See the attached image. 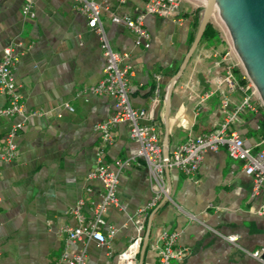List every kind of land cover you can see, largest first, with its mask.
Segmentation results:
<instances>
[{"label":"crops","instance_id":"crops-1","mask_svg":"<svg viewBox=\"0 0 264 264\" xmlns=\"http://www.w3.org/2000/svg\"><path fill=\"white\" fill-rule=\"evenodd\" d=\"M23 1L0 0V59L6 46L22 43L14 79L25 109L40 115L25 120L0 118V140L12 123L22 124L14 139L17 158L0 165V264H53L60 253L80 249L86 252V264H118L119 255L137 235L136 221L143 226L144 235L150 218L142 264H157L154 247L163 230L179 233L177 245L184 250L182 260L171 264H264L248 255L264 248V217L256 214L261 200L250 197V177L223 149L205 153L194 177L187 178L175 169L164 172L169 199H162L147 216L137 219V210L150 201L152 192L147 167L136 159L121 170L118 206L109 208L104 217L117 230L111 242L105 246L92 240L66 242L58 229L75 225L71 211L76 203L97 200L100 185L87 181L86 176L96 166L100 146L94 127L113 115V101L83 92L101 79L104 59L98 35L74 11L73 1L32 0L33 20L22 18ZM97 1L106 2L117 13L134 16L146 0ZM202 7L193 0H180L178 20L146 16L147 46L135 45L129 30L101 17L111 49L127 55L130 102L134 108L147 110L149 119L140 123H153L161 144L166 89L194 38ZM209 23L221 42L199 43L172 89L168 152L189 136L217 130L225 117L217 93L203 99L213 88L209 83L213 73L229 66L230 60L213 16ZM154 75L159 76L160 92L158 101L151 104ZM239 99L232 95L228 108ZM65 103L73 112L63 108ZM6 105L0 95V107ZM261 110L256 114L244 111L229 127L254 151L263 138ZM138 149L128 125L120 123L112 129L104 161L113 165L135 156ZM230 235L237 236L235 245L223 239Z\"/></svg>","mask_w":264,"mask_h":264},{"label":"built area","instance_id":"built-area-1","mask_svg":"<svg viewBox=\"0 0 264 264\" xmlns=\"http://www.w3.org/2000/svg\"><path fill=\"white\" fill-rule=\"evenodd\" d=\"M72 1L74 11L83 16L87 26L98 35L104 59L101 79L96 84L85 88L83 92L110 98L113 101L114 113L94 127L100 137V146L96 149V166L88 172L86 179L89 182L99 183L97 200L88 203L79 200L71 211L75 225H63L58 232L65 237L68 243L92 240L98 246H105L111 242L117 231L113 225L106 223L104 217L109 208L118 206L116 189L120 172L124 167L130 166L140 158L148 170L152 197L143 208L137 210L136 219L140 216H147L148 212L154 209L162 199H169V189L164 180L165 160L158 130L153 123H140L149 119L148 112L142 108H134L130 102L128 86L131 68L126 61L127 55L111 49L101 17L105 16L111 24L129 30L134 35L135 45L147 46L150 36L144 27L145 17L154 15L178 20L180 0H146L143 8L134 16L117 13L103 1ZM21 15L24 20L35 18L32 0L23 1ZM21 46V42L11 43L2 51L0 95L5 97L7 105L0 107V118L21 117L25 120L30 116L40 115L39 111L25 109L22 94L14 79V71L22 54L19 51ZM153 77L154 89L151 104L158 101L160 92L159 76L154 75ZM239 79L245 84H241L230 66L213 73L209 80L213 88L203 95V99H207L214 93L219 95L220 106L225 114L223 121L215 131L187 137L184 142L169 151L166 165L168 169H175L187 178L194 177L205 153L217 152L219 149L225 150L231 160L241 163L243 172L250 177V197L260 198L261 204L256 214L264 217V137L259 149L254 151L245 146L244 140L237 132L229 130L230 125L237 121L244 111L256 114L263 109L260 101L254 102L252 99L255 91L243 74ZM235 94L239 95L240 99L232 109H229L230 97ZM63 108L68 112H73V108L68 103H65ZM120 123L128 125L130 138L138 144L139 149L135 156L116 160L113 165H110L104 161V149L112 142V129ZM21 127V123H12L0 140V165L10 164L17 158L18 151L14 139ZM91 189L86 188L88 192H91ZM136 230L137 235L131 240L126 250L119 255L118 264H136V255L144 236L143 226L139 221H136ZM178 236L177 232L165 230L160 232L154 247L157 264H171L173 261L182 260L184 250L177 245ZM223 239L235 245L237 236H225ZM248 255L264 263V248L248 252ZM53 264H86V252L84 249L76 252L64 251L54 260Z\"/></svg>","mask_w":264,"mask_h":264},{"label":"water","instance_id":"water-1","mask_svg":"<svg viewBox=\"0 0 264 264\" xmlns=\"http://www.w3.org/2000/svg\"><path fill=\"white\" fill-rule=\"evenodd\" d=\"M203 6L194 38L186 51L176 74L170 79L166 89L164 112V138L162 154L165 160V174H168V112L172 89L182 75L189 60L195 52L207 24L212 16L220 26L239 66L248 83L254 89L264 109V0H193ZM166 199H164L165 201ZM163 201V202H164ZM151 218L148 221L139 248V259L136 264H142V255L148 242Z\"/></svg>","mask_w":264,"mask_h":264},{"label":"trees","instance_id":"trees-1","mask_svg":"<svg viewBox=\"0 0 264 264\" xmlns=\"http://www.w3.org/2000/svg\"><path fill=\"white\" fill-rule=\"evenodd\" d=\"M203 41H210V42H213V43H220V38H219V33L218 31L216 30V28L214 26H212L211 23H208L206 28H205V31L202 35V38L200 40L199 43H202ZM224 52L222 51L220 54H223ZM233 73L234 75L236 76V78H238V80H240L239 78V75H238V72L237 70H233ZM241 84H245L244 81H241ZM261 120L259 122V125H260V131L262 133V137H264V111L261 110Z\"/></svg>","mask_w":264,"mask_h":264},{"label":"rangeland","instance_id":"rangeland-1","mask_svg":"<svg viewBox=\"0 0 264 264\" xmlns=\"http://www.w3.org/2000/svg\"><path fill=\"white\" fill-rule=\"evenodd\" d=\"M213 19H214V17H213ZM217 24H218V23H217ZM219 28H220V26H219ZM220 32H221V38L223 39V41L226 42V44H224V45H225L226 50L228 51L229 56H230V60H229V64H228V65H229L233 70H237L238 75L243 74L242 71H241V69H240V66H239V64H238V62H237V60H236V58H235V56H234V54H233V52H232V50H231L229 44H228V42H227V40H226V38H225V36H224L222 30H221V28H220ZM252 99L254 100V102H258V101H259V99H258L256 93H255L254 95H252Z\"/></svg>","mask_w":264,"mask_h":264}]
</instances>
